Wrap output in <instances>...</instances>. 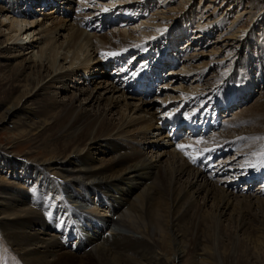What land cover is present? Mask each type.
Here are the masks:
<instances>
[{
    "label": "bare ground",
    "instance_id": "1",
    "mask_svg": "<svg viewBox=\"0 0 264 264\" xmlns=\"http://www.w3.org/2000/svg\"><path fill=\"white\" fill-rule=\"evenodd\" d=\"M1 1L7 7L0 8V14L7 10L5 17L11 19L7 25L5 21L1 22L10 33L6 35L0 29V38L4 36L5 42H20L24 37L31 38L36 31L43 32L36 41L41 46L35 57L48 62L44 72L34 71L33 65L37 61L32 57L29 66L0 70V108L4 107L0 128L9 124L19 128L26 142H34L28 152L40 156L32 160L28 159L29 156H13L15 165L0 159L3 166L0 168V264H264L263 185L260 182V188L253 194L239 196L233 192L238 190L239 183L245 184L240 188L242 190L252 184L247 179L264 175V112L254 113L256 116L250 114L255 120L247 135H239L241 132L236 126L240 124L236 122L242 124V115L248 116V112L237 115V119L227 125L228 133L237 134H234L237 141L213 132L205 137V133L196 129L199 121L209 118L217 126L212 114L209 115L210 107L217 110L230 104L233 106L237 100L232 99V95L242 99L243 93L247 94L252 88L248 85L244 92L240 88L234 91L229 85L232 78H229L225 92L217 100V88H207L205 90L212 91L199 94L200 80L196 82L193 93L186 91L187 88L181 86L183 80L178 77L182 74L190 77L197 71L195 75L202 80L204 75L201 74L208 63L201 67L193 64L189 70L183 67L179 72L169 70L175 74L178 86L171 87L169 79L162 81V87L161 84L156 85L157 79L162 77L156 70H151L154 73L146 79L151 66L157 69L163 66L164 70L171 67L172 64L168 66L166 62L175 58L173 50V54L165 59L155 58L159 65L151 62L148 69L128 70L129 65L136 68L132 63L140 62L138 59L144 54L143 49H147L146 52L150 49L153 53L143 55L146 65L150 56H157L156 50L151 48L160 45L161 37H156L159 33L164 40L174 34L187 37L186 49L183 48L186 52L188 44L201 40L200 37L205 36L203 32L214 33V27L219 29L218 38L226 44L237 40L239 35L232 33L230 26L224 27L226 18L218 23L211 14L210 17L194 13L193 4L187 14L180 16L165 5L166 0L160 1L163 3L161 7H147L148 1L154 0H100L93 5L94 12L84 14L85 19L92 20L95 18L92 16L100 15L96 19L106 27L112 22V16L118 15L120 17L117 18L123 21L137 19L141 26L139 35H136L134 27L127 25L118 30V34L111 31L109 37L90 33L93 28L87 22L84 24L85 19L82 22L70 18L71 6L65 10L68 16L63 21L45 27L40 19L34 20L32 7L22 8V2L32 5L33 0ZM67 1L69 4L70 0ZM91 1L77 2L84 8ZM214 22L217 24L213 25ZM193 25L196 29L191 30ZM149 27H152L150 32ZM64 34L66 37L60 41ZM176 39L171 41L174 47L180 41ZM110 41L117 45H109ZM145 44V48L137 50ZM216 46L208 52L211 60L219 54L220 49ZM2 47L0 40V51ZM161 49H166L163 44ZM8 50L11 48L5 52ZM130 51L135 54L128 55ZM202 54L193 53L188 60L194 62ZM135 57L138 59L131 63ZM40 67L43 68L42 65ZM99 68L110 71L108 76L111 77L104 81V85L95 81L94 90L84 98L97 104L94 111L88 110L77 97L59 102L54 94L47 91L54 84H62L65 89L64 81L74 77L78 71L83 74L84 70L98 71ZM64 69L66 71L62 73ZM145 80H153V83L144 85ZM101 87L104 92L98 90ZM163 94L166 96L161 103H156L155 99ZM190 94L196 95L189 98ZM151 96L154 99L146 100ZM198 102L190 113L180 110ZM114 111H117L118 118L109 119ZM179 118L189 122L188 129L179 127ZM164 120L166 126L163 125ZM148 135L163 143L161 156L169 155L166 163L153 161L134 144L130 143L131 149L123 146L125 141L134 143ZM248 141L256 148L247 155L246 161L240 160L245 157L242 156L245 146H241ZM218 146L224 148H215ZM233 148L241 157L228 163L226 160L217 161L212 170L208 165L200 167L193 163L200 152L206 153L209 159L215 155L216 149L220 154ZM2 153L0 150V155ZM257 162L259 164L255 165ZM232 169L235 172L228 179H212L215 173L222 175ZM238 173L240 175L236 177ZM243 175L246 181L239 179ZM204 189L207 192L204 200L212 193L215 199L220 198L216 206L219 205L221 211L218 212L217 208L216 213L201 212L197 197ZM233 201H236L233 209L236 215L230 222L236 224V230L244 221L257 223L252 229L256 232L252 231L246 237V242L253 244L252 248L245 240L237 239V232L221 224V217H226ZM252 214L262 217L253 218Z\"/></svg>",
    "mask_w": 264,
    "mask_h": 264
},
{
    "label": "rangeland",
    "instance_id": "2",
    "mask_svg": "<svg viewBox=\"0 0 264 264\" xmlns=\"http://www.w3.org/2000/svg\"><path fill=\"white\" fill-rule=\"evenodd\" d=\"M57 1H58L57 2L58 6H55V5H57L56 2H52V1L50 2L49 0L47 2H43V3L40 0H33L32 5H30L31 4L30 2L27 4H25V2L24 3L22 2L21 5H23L22 6L23 9H29L32 7L34 9V12H33L34 14H32L34 16L33 18H35L34 20L40 19V22H43L45 27H52V26H55L57 23H59L60 20L63 21L64 18H66L68 16V14H67V12H65V10H67V8L69 10L70 6L72 8V12H70L71 14L69 15V17L70 18L74 17L77 19V21L83 22L85 19L84 14H86L88 12H94V6L93 5L96 3L98 4L100 2V0H94V1L88 0V1H91L92 3L89 2L87 7L85 6L83 8L82 4L81 5L78 4V2H77L78 0L77 1L72 0L73 2L70 0L69 1L70 5L68 4L67 0H57ZM160 1L161 0H154L153 2L148 1L149 5H147V7L148 6H152V7L154 6L155 7L156 5L157 6L160 5L159 7H161V5L163 3H161ZM192 4L194 6H192ZM5 5L6 4H4L0 0V8L4 9V7H7V5L6 6ZM165 5H168L170 8H172V11H174L176 14L180 13V16L187 14L188 8H190L192 6V9H194L193 10L194 13L197 12V13L205 14V16H209L211 14V15H213L212 19L216 18L218 23H220V20L226 18V21L224 24H226V23L227 24L224 25V27L228 28L230 26L232 29V33L234 32L237 35H239V38H237V40L229 41V43L226 44L222 38H218L219 29H217V27H214L216 29L214 31V33H211V34L206 33L205 34V32H203V34L205 36L203 35L204 37H200L201 40L193 42L192 44H188L189 50L186 52L183 50V48H185L186 47L185 45H187V40H188L187 37L180 36L179 34H177V35L174 34L175 37L169 35L168 37L166 36V39L164 40L163 36H160L161 33H159L158 36H156V37H161L160 45L158 47H156L155 49L151 48L153 50H156L155 51V54H157L156 59H157V57L165 59L166 57L170 56V54L174 53V57H175L174 59L178 60L177 66L174 67L175 72L176 71L179 72L180 69L183 67L186 68L185 70H189L193 64H194V66L198 65L201 67L202 64L204 65V63H208L206 65L207 69H205L204 72L201 74V75H204L202 80L200 79L199 76L195 75L197 71L195 73H193L190 77L187 76L188 74H182V75H185V77H188L185 79L182 75H180L178 77L180 79V81H181V79L183 80V82H182L183 84L182 85L180 84V85L181 86L184 85L185 88H187L186 91H188V90L191 91L189 93H193V91H194L193 88L196 86L195 84L199 80H200V84H201L199 87L200 88L199 94L205 93V92L208 93V92L212 91V89L217 88V90L219 91V93H218L219 96H217L215 98L216 100L220 99L222 93L225 92V87H227L225 85V83H228L227 81L229 80V78L230 79L232 78L231 81L229 82V85L232 87V89H234V91H236V89L240 88L239 90L244 92L243 89L247 88L248 85L250 86L248 88H252V89L248 90L249 94L248 93L246 94V92L243 93L244 99L243 98L241 99L239 97V100H238V98H236V96L232 95V99L238 100V101H235L237 103L233 105V109L231 110L230 113H228V112L223 113V115H222L223 116V125L221 127L222 129H218L217 131L213 132V133L218 134V136H220V137L221 136L225 137L227 135V138H230V139L233 138L232 139L233 141H235V140L237 141L238 137L235 136L237 134L234 132L228 133L229 129L226 128L227 125H229L230 123L232 124L233 119L234 118L237 119L236 118L237 115H241V113L248 112V114H249L248 116H247V114L242 115L243 116L241 119L242 124L240 122H236V120H235V122L237 124H240L239 125L240 127L236 126L240 129V130L238 129L239 131L237 130L238 132H241L239 135L244 134V133H245L244 135H247L248 134L247 132H251L250 130H252L250 128L254 124V123H252V121L255 120L253 117H250V114L251 113H253V114L254 113H256V114L260 113L261 114L262 112H264V105H263L264 104V0H191L189 3H187V0H166ZM78 7H80V8H78ZM116 7H117V5H116ZM169 7H168V9H170ZM77 9H79V10H77ZM80 9H82V10H80ZM95 12L101 13L100 10H95ZM6 13H8L7 10H2V13L0 14V29L7 35L10 32L6 29L7 28L6 25H7V23H9L8 21H10L9 19H11V18L5 17ZM165 13L169 16L168 12H165ZM165 13L163 14V16L165 15ZM211 15H210V17H211ZM9 17H10V15H9ZM92 17L93 18L95 17V18L92 20H90L91 19L90 18L89 19L90 21L85 19V21H84V24H85V22H87L88 24H90L91 28H93V30H91L90 33H94L97 35H106V36L110 37L111 31H114L113 32L114 34H118V30H120L122 27L128 25V26L134 27V29H136L135 30L137 32L136 35L140 34L141 26H140V24H137V22H136L137 19L132 20V19L128 18L126 21H123L124 19L121 20V18H117V17H120L118 15H116L114 17L112 16L111 19L115 18L116 21L114 20V22L108 23L109 25L102 28L101 27V25H102L101 20L96 19V18L101 17V16L99 15V16H92ZM108 19H110V17ZM2 21H5V24H6L5 26L1 25ZM157 22L161 23L159 20H157ZM53 23H54V25H53ZM216 24H217V22L213 23V25H216ZM233 25L235 27H233ZM100 27H101V30H99ZM194 27H195V25H193V27L190 29L191 30L196 29ZM36 28H38V27H36ZM151 28L152 27H149L148 32L151 31ZM191 30H190V32H191ZM40 34H44V33L36 31L32 35L31 38H25L24 37L22 39V41H20V42L19 41L17 42L16 40H10L8 42H5L6 38L4 36H1L0 40H2V42H3V47H2V51H0V70L4 71V70H8V69L10 70V69L16 68V67L29 66L31 64V57H32L33 60L37 61V63L35 65H33L34 71L35 72H37V71L44 72L45 65L47 64L46 62H48V61L47 60L41 61L40 58H38L39 56L37 58L35 57V55H38V53H37L38 47L41 46L40 43L36 42L38 40V38H40ZM241 34H242V36H241ZM65 37H66L65 34L62 37L60 36V41L63 40ZM174 38H177L176 40H178V39L180 40L177 43V46H175V47L172 45ZM107 39L109 40V38H107ZM167 42H169V43H167ZM136 43L139 44V41H137ZM111 44L117 45V43L110 41L109 45H111ZM161 44H163L164 48H166V49H161ZM203 44H205V45H203ZM215 45H217L218 49H220L219 54H216V56L213 57V59L211 60V58L208 57V52H210V49L215 47ZM20 46H23L25 48L20 49L19 48ZM217 46H216V48H217ZM145 47H146V44L144 45V47L138 48L137 50H139V49L142 50ZM153 47H154V45H153ZM8 48H11V50H8L5 52V50ZM168 48H170V49L168 51H166ZM149 50H148V52H146L147 49H143L142 51L146 55V54H149V52L150 53L152 52ZM171 50H173V53ZM132 51H135V50H132ZM132 51H130V53L128 55L133 56L135 53ZM198 52L199 53L202 52L203 54L200 55L196 59V61L192 62L193 60H191L190 58H189L190 60H188L189 56H191L193 53H195L197 55ZM161 53H163L165 55L163 56ZM166 54H168V55H166ZM143 55L141 56V59H143L142 58ZM135 59H138V58L137 57L133 58V60H131V63L133 61H136ZM141 59H138V60H141ZM156 59H155V61H156ZM132 64H134V63H132ZM166 64L170 65L172 63L168 59V62H166ZM41 65L43 66V68L40 67ZM40 68H42V69H40ZM66 68H68V64H66ZM102 69L103 68H99L98 71L94 70V69L92 71L84 70L85 73H83V74H81V71H78V73H76L74 75V77H70L68 80L64 81L65 89H63L62 84H54V86L50 87L47 91L54 94L59 102H68L69 100H71L72 97H75V98L77 97L78 98L77 100L80 99L81 101H83L82 103L87 106L88 110L94 111L93 109H96L97 104L96 103H89V101L85 100L84 98L85 97L87 98L88 95L90 94V92L92 90H94V87H95L94 82L95 81L102 82V84L104 85L105 84L104 81H106V79L110 80L111 76H108V75H110L111 72L110 71L108 72V70H103L104 71L103 72V71H101ZM172 69H173L172 67H169L167 70V77H168L169 81L171 80V82L168 84L172 85L171 87H173L175 85L178 86L177 79L174 77L175 74L172 73L173 71L172 72L169 71ZM34 71L31 69V73H34ZM64 71H66V69H64L62 71V73ZM251 81H254L253 82L254 84ZM98 82H97V84H98ZM251 83H252V85H250ZM207 88H212V89L205 90ZM81 90H86V92L82 93ZM98 90L100 92H104L103 87L99 88ZM169 94H171V93H169ZM194 95H196V94H190L189 98L191 96L194 97ZM165 96H166L165 94L158 96L159 100L155 99L156 103H158V104L161 103V99H163ZM207 97H209V95ZM224 97H225V95H224ZM151 98L154 99L153 96H151L149 98H146V100H151ZM223 98H222V100H223ZM78 103H79V101H78ZM198 104H199V102L194 104L192 107L196 108L198 106ZM3 111H4V107H1L0 108V117L3 114ZM227 115H229V116L227 117ZM225 116H226V118H225ZM108 117H109V119L118 118L117 111H114ZM225 120H228L229 123H227ZM19 131H21V130H19V128H15L14 126H12L10 124L6 125V126H2L0 128V150L3 152L0 155V159L7 161V164L15 165V159L13 158V156L22 157V158L23 157L28 158L27 156H29L28 159H30V160H32L34 158H40L38 153L35 155H32L28 152L29 148L32 147L34 142H31V141L26 142L25 138L22 136V134L19 133ZM211 135H212V133H211ZM130 143H131V145L134 144L135 146H137L138 149H142V152L144 154H147L148 157H152L153 161H155V162L157 160H162V161H164V163H166V161L169 159V155L168 156H163V155L161 156V152H163V143L161 141H156L155 138H153V136L148 135L146 137H140V140L137 142H134V143L131 141H125V143H123V146L125 148L131 149L132 146L130 145ZM249 143L243 144L242 146L240 145L241 147L245 146V149H244L245 153L242 154V156L245 155V157L240 158V160L246 161L248 159L247 155H251V152L253 153L254 149L256 148V146H253V144L251 142H249ZM236 147L238 148L239 145H236ZM240 148H238V149H240ZM236 150L237 149H235V148L230 149V151L227 152L223 157L218 158L215 161L214 165L216 164L217 161H220V160H226L228 163V162H230L229 160L233 161L237 157H239V156L241 157V154L236 153ZM241 151H243V149H241ZM154 152H160V154L157 155ZM108 156H110V155H108ZM7 164H4V165H7ZM0 168H3V166L1 164H0ZM5 168L7 170L9 169V167H5ZM10 170L12 171V169H10ZM213 172H209V173L212 174ZM230 172H232V173H230ZM234 172L235 171L232 169L230 171H227V173L224 172V174H222V175L215 173L214 175L212 174L213 175L212 179L213 180L228 179L229 177L232 176L231 174H233ZM229 175H231V176H229ZM185 180H186V178H184V181ZM219 184L221 185V183H219ZM202 186H203V184H202ZM251 187L252 186H250L248 189H246L247 188L246 187V188H243L241 190L240 189L241 186H238V190H235L233 192H234V194H237L239 196L240 195H248V194H253V192L255 190H258L260 188L258 184H257V186L255 185L254 188H251ZM224 189L228 190L227 186H224ZM205 190L206 189H204V191H202L201 195L199 197H197L198 205L201 208V212H204V213H214L215 212L216 213L217 208L219 207V205L218 206H216V205H217L218 200H220V198L216 197V199H215V194L212 193L209 198L207 197V199L204 200V197L207 196V192ZM235 204H236V201H233V203L231 204V206L228 210L229 212L226 215L227 218L224 216L221 217L222 218L221 224H222V226H224L228 229H231L233 232H237V239L245 240V242H246L247 234H249L252 231L256 232V230H252V229L256 228L257 223L250 222V221H244L243 223H241V227L236 230V228H235L236 224H231V222H230L231 219L236 215V211L235 212L233 211ZM220 205L223 206V203H221ZM230 210H232L233 213ZM219 211H221V208H218V212ZM259 212L260 211H253L252 213H259ZM115 217H117V216H115ZM252 217L253 218L262 217V215H256V216L253 215ZM45 230L48 231L47 229H45ZM256 235H259L258 232L256 233ZM246 243L248 244V247H251V248L253 247V244H249L248 242H246Z\"/></svg>",
    "mask_w": 264,
    "mask_h": 264
},
{
    "label": "snow or ice",
    "instance_id": "3",
    "mask_svg": "<svg viewBox=\"0 0 264 264\" xmlns=\"http://www.w3.org/2000/svg\"><path fill=\"white\" fill-rule=\"evenodd\" d=\"M106 11H107V9H105ZM181 147H183V146H181Z\"/></svg>",
    "mask_w": 264,
    "mask_h": 264
}]
</instances>
